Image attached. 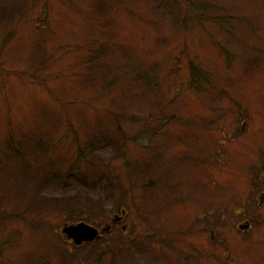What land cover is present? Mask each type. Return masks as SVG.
<instances>
[{
	"label": "rangeland",
	"instance_id": "rangeland-1",
	"mask_svg": "<svg viewBox=\"0 0 264 264\" xmlns=\"http://www.w3.org/2000/svg\"><path fill=\"white\" fill-rule=\"evenodd\" d=\"M0 264H264V0H0Z\"/></svg>",
	"mask_w": 264,
	"mask_h": 264
},
{
	"label": "water",
	"instance_id": "water-1",
	"mask_svg": "<svg viewBox=\"0 0 264 264\" xmlns=\"http://www.w3.org/2000/svg\"><path fill=\"white\" fill-rule=\"evenodd\" d=\"M119 220V218H116ZM109 228V227H108ZM63 233L75 244L80 245L84 242H92L99 237V231L93 226L84 222L78 224L65 225Z\"/></svg>",
	"mask_w": 264,
	"mask_h": 264
},
{
	"label": "trees",
	"instance_id": "trees-1",
	"mask_svg": "<svg viewBox=\"0 0 264 264\" xmlns=\"http://www.w3.org/2000/svg\"><path fill=\"white\" fill-rule=\"evenodd\" d=\"M192 73H193V75L191 76V84H193V83L196 84V82H195L196 80H198L199 82H201L202 77L200 76V73L199 72H196V69L194 67H192Z\"/></svg>",
	"mask_w": 264,
	"mask_h": 264
}]
</instances>
